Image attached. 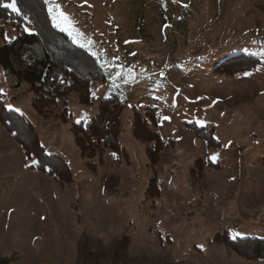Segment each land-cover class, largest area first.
<instances>
[{
    "label": "rangeland",
    "instance_id": "374dc122",
    "mask_svg": "<svg viewBox=\"0 0 264 264\" xmlns=\"http://www.w3.org/2000/svg\"><path fill=\"white\" fill-rule=\"evenodd\" d=\"M46 1L52 24L96 57L107 80L92 86L90 107L70 95L71 116L62 122L58 108L44 118L34 112L28 86H13L0 68L6 106L32 125L39 145L61 157L72 177L61 184L26 168L34 159L0 123V257L13 258L10 264H264L219 241L225 233L264 238V0ZM1 28L5 39L16 35ZM238 54L258 63L214 72ZM115 89L125 100L124 154L105 152L92 173L69 128L87 123ZM147 108L164 141L153 165L149 143L132 135V110L144 115ZM209 123L214 147L188 128ZM152 178L157 196L146 193ZM122 236L129 238L126 257L113 260L107 251ZM84 242L93 256L83 254Z\"/></svg>",
    "mask_w": 264,
    "mask_h": 264
},
{
    "label": "trees",
    "instance_id": "16d2710c",
    "mask_svg": "<svg viewBox=\"0 0 264 264\" xmlns=\"http://www.w3.org/2000/svg\"><path fill=\"white\" fill-rule=\"evenodd\" d=\"M4 3H11V0H0V4ZM16 9L14 12L10 8L0 7V25L10 27L16 32L12 39H5V33L0 29V68L15 79L13 86L17 87L21 83L28 86L32 94L31 108L40 117H49L54 114L52 108H58L59 113L56 116L62 122H67L65 117L71 116L68 109L69 96L76 94L79 105L92 106V86L105 82L107 75L96 57L88 50L76 46L65 32L52 24L46 0H16ZM240 58L247 59L248 63H238L236 60ZM256 63V59L243 54L233 55L219 63L214 72H244L252 69ZM124 101L122 91L112 90L99 99L96 112L87 123L81 120L70 125L69 131L74 145L78 148L81 158L87 160L85 165L92 173L96 171L97 166L102 165L105 152L109 151V155L113 154L116 158L124 154L119 142V122ZM132 111L133 138L141 143H149L145 154L152 165L156 164L164 141L151 128L156 125L155 117L149 108L144 115L136 109ZM0 123L13 135L17 144L24 148L28 159H34V164L27 165L26 168L50 176L61 184L72 182L65 161L55 154L45 152L37 142L32 125L18 111L10 110L6 106L1 89ZM188 128L207 147L218 144L212 124L201 127L188 124ZM166 144L170 145V140H167ZM201 162L211 168L217 167L216 163L210 160ZM148 185L146 193L149 196H157L158 180L152 178ZM217 239L218 235L213 240ZM219 241L231 247L243 259H264V238L233 239L225 233L219 235ZM87 246L85 242L81 244L83 254L93 256ZM128 246L129 238L122 236L112 242L107 255L113 260H123ZM11 261L13 258L10 256L0 257V264H10Z\"/></svg>",
    "mask_w": 264,
    "mask_h": 264
},
{
    "label": "snow or ice",
    "instance_id": "6c2138e0",
    "mask_svg": "<svg viewBox=\"0 0 264 264\" xmlns=\"http://www.w3.org/2000/svg\"><path fill=\"white\" fill-rule=\"evenodd\" d=\"M0 7H4V8H11L12 11H17L16 9V0H11V3H4V4H0ZM59 18L61 20H63V22L65 23H71L69 17H67L63 12L59 13ZM54 19H56V17H54ZM56 26H60L59 24H57ZM25 31H28V29H25ZM93 96H95V93H93ZM131 106V105H130ZM10 110H11V106H9ZM163 119H168V117H163ZM80 121H77V123H79ZM212 159H216V157H212ZM239 234H236L233 239L238 238Z\"/></svg>",
    "mask_w": 264,
    "mask_h": 264
}]
</instances>
